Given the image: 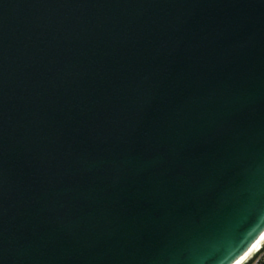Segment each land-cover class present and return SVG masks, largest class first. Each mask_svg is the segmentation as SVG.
Returning a JSON list of instances; mask_svg holds the SVG:
<instances>
[{"label":"water","instance_id":"1","mask_svg":"<svg viewBox=\"0 0 264 264\" xmlns=\"http://www.w3.org/2000/svg\"><path fill=\"white\" fill-rule=\"evenodd\" d=\"M264 233V0H0V264H235Z\"/></svg>","mask_w":264,"mask_h":264},{"label":"bare ground","instance_id":"2","mask_svg":"<svg viewBox=\"0 0 264 264\" xmlns=\"http://www.w3.org/2000/svg\"><path fill=\"white\" fill-rule=\"evenodd\" d=\"M262 245H264V233L251 246L247 253L243 257H241L235 264H241L243 261L247 260L250 255L252 256L253 254L260 252Z\"/></svg>","mask_w":264,"mask_h":264},{"label":"trees","instance_id":"3","mask_svg":"<svg viewBox=\"0 0 264 264\" xmlns=\"http://www.w3.org/2000/svg\"><path fill=\"white\" fill-rule=\"evenodd\" d=\"M260 251H261L260 253L258 252L259 254L258 253L253 254L249 259L243 261L241 264H264L262 263V261H258L256 263V261L259 258V255L264 251V245H262Z\"/></svg>","mask_w":264,"mask_h":264},{"label":"built area","instance_id":"4","mask_svg":"<svg viewBox=\"0 0 264 264\" xmlns=\"http://www.w3.org/2000/svg\"><path fill=\"white\" fill-rule=\"evenodd\" d=\"M261 252V251H260ZM259 252V253H260ZM258 253V254H259ZM258 261H262V263H264V251L259 255V258H258V260L256 261V263L258 262Z\"/></svg>","mask_w":264,"mask_h":264},{"label":"rangeland","instance_id":"5","mask_svg":"<svg viewBox=\"0 0 264 264\" xmlns=\"http://www.w3.org/2000/svg\"><path fill=\"white\" fill-rule=\"evenodd\" d=\"M251 257V255L248 257V259ZM247 259V258H246Z\"/></svg>","mask_w":264,"mask_h":264}]
</instances>
